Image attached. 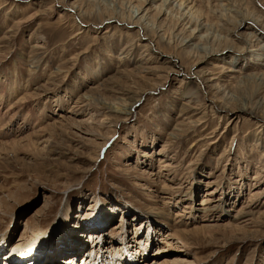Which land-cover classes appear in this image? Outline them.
Returning <instances> with one entry per match:
<instances>
[{
  "label": "rangeland",
  "instance_id": "obj_1",
  "mask_svg": "<svg viewBox=\"0 0 264 264\" xmlns=\"http://www.w3.org/2000/svg\"><path fill=\"white\" fill-rule=\"evenodd\" d=\"M161 1L140 29L138 0H0V264H264V120L207 88L264 115V27ZM222 1L264 25V0ZM121 93L129 115L99 105Z\"/></svg>",
  "mask_w": 264,
  "mask_h": 264
},
{
  "label": "bare ground",
  "instance_id": "obj_2",
  "mask_svg": "<svg viewBox=\"0 0 264 264\" xmlns=\"http://www.w3.org/2000/svg\"><path fill=\"white\" fill-rule=\"evenodd\" d=\"M6 1V0H5ZM153 1H156V0H138V2H139V4H138V7H139V10H137L136 12H133V11H131L130 13L132 14V16H127V21H125V23L126 24H128V22H130L131 24H128V25H134V26H140V29H148V28H150V29H154V27H153V25L152 24H150L149 23V21L147 22V17H146V11H147V9H146V7L147 6H149ZM170 1L171 0H163V1H161V5L159 6V11H161V8L162 7H164V6H167V5H169L170 4ZM176 0H174V2H175ZM181 2H183L182 0H180L179 2H177L176 4H174L173 2V4H174V7L176 8L175 10L178 12L179 10H181V7H182V3ZM218 2H220V4L218 5L219 6V8L218 9H216L217 11H216V13L218 14V18L220 19V20H222L223 21V19H225L224 20V22H226V24H228L227 22H228V19H232V18H234L233 17V15L235 16V17H238L239 18V21H236L235 20V18H234V21H236V23H234L233 22V24H235V26L233 27V30H238V29H240V28H242V27H244L245 25H249L250 23L252 24V25H254V26H256V28L258 29V28H262V27H264V25L262 24V18H261V16H258L256 13V15H249V14H247V12L245 13V14H243V13H241V12H237V11H235V10H233V8L231 7V6H229V5H227L226 3H224V1H222V0H218ZM222 2L224 3V4H222ZM226 2V1H225ZM71 5V4H70ZM171 5V4H170ZM232 5V4H231ZM86 6V5H85ZM64 8V7H63ZM70 10L72 11V12H75L76 13V7L74 6V5H71L70 7ZM186 9H187V6H186ZM166 10V9H165ZM165 10H163L164 12H166ZM185 9H182L181 11H184ZM193 10V7H190L189 9H188V11H187V13L186 12H184L183 14L181 13L179 16H180V18L181 17H183L185 14H186V17L188 18V21H190V22H193V20L195 21V22H193V23H195V25H196V23H198L197 21H198V16H197V12L196 11H192ZM80 12V11H79ZM164 12H163V14H164ZM214 12V11H213ZM244 12V11H243ZM116 13V12H115ZM254 13V12H253ZM124 14V13H123ZM216 14V15H217ZM80 15V14H79ZM82 15V14H81ZM80 15V16H81ZM87 15V14H86ZM111 15H112V13H111ZM111 15H109V17L107 18V21H112V20H118V22H119V19H117L116 18V16H111ZM115 15V14H114ZM120 15V14H119ZM80 16H78V17H80ZM89 16V15H88ZM123 17V16H122ZM186 17H183L184 19L186 18ZM217 17V16H216ZM124 18V17H123ZM124 20V19H123ZM101 21V20H100ZM200 21V20H199ZM120 22H123L124 23V21H120ZM182 22V21H181ZM202 23V22H201ZM200 22L198 23V25L197 26H195L196 28L195 29H198V28H200V31L202 30V29H204V26H206L205 24H204V26L201 24ZM189 24V23H188ZM231 25V24H230ZM203 26V27H202ZM205 29H206V27H205ZM204 29V30H205ZM233 30H232V32H233ZM160 32V31H159ZM209 33L207 30H205V33ZM194 33V31H192V33L191 34H193ZM197 33V32H196ZM206 33V34H207ZM157 34V33H156ZM162 35V34H161ZM204 36H205V34L203 35V36H200V37H198V39H200L201 40V38H203L204 40L205 39H207V35H206V37L204 38ZM209 36V35H208ZM196 37V36H195ZM193 37H190L187 41L185 40L184 42H189L190 41V39H192ZM246 38V37H245ZM247 38H249V37H247ZM8 39V38H7ZM212 39V38H211ZM9 40V39H8ZM249 41V40H248ZM208 42V41H207ZM206 44H208V43H206ZM189 45V44H188ZM205 45V44H204ZM226 48H228V47H225V49ZM197 49L198 50H201V51H203V50H206V52H204V53H202V55H203V59L202 60H199L196 64H194L193 65V67H192V70H194V69H196L197 67H198V65L199 64H202L203 62H204V59L205 58H207V57H209V56H211V55H213L215 52H216V50H209L208 51V49L206 48V47H204L203 45H200V46H198L197 47ZM210 49V48H209ZM224 49V50H225ZM197 50V51H198ZM228 50H230V49H228ZM240 50V49H239ZM200 53V52H199ZM170 58V60H169V64L171 65V66H177V64H176V59L174 58V57H169ZM121 64V63H120ZM121 66V65H120ZM192 66V65H191ZM34 68V67H33ZM178 68H179V66H178ZM169 69V68H168ZM174 69V68H173ZM191 70V69H190ZM143 71V70H142ZM145 71V70H144ZM123 72V71H122ZM147 72V71H146ZM229 72V71H228ZM191 74V73H190ZM192 75L200 82L201 81V83H209L210 82V79H206V78H204V76H202V75H200L199 74V72L198 71H194V72H192ZM243 83H245V82H243ZM212 84V83H211ZM241 85H243L242 83H241ZM238 87H240V86H238ZM191 88V87H190ZM208 89H211V90H215V93H217V94H219L220 95V100L224 103V104H229V106H230V104H232V105H234V107H236L235 109L236 110H238V111H247L248 113H250V115L251 116H258L261 120H264V115H260L261 113H259V109H260V107L262 106V102H256V103H254V106L252 107H250L249 105V103L246 101V100H244V99H242V100H233V95H229L228 93V91H226L225 90V88L223 87V86H220L219 84H217V85H215V86H209V87H207ZM124 91V90H123ZM199 91H197V90H192L189 94H188V96H190V97H194L196 100H198V99H201V98H199V93H198ZM119 93H120V91H119ZM209 93V92H208ZM118 94V93H117ZM212 94V93H211ZM120 96L118 97V98H115L114 99V101L113 102H115V103H108V102H101L99 105L101 106V108L102 109H105V110H107L108 111V113L109 114H123V115H129V112L133 109V106L135 105V103L137 102V98H135L134 96H132V97H130V99L127 101V97L129 96H127V93H121V94H119ZM89 96V95H88ZM217 97V96H216ZM219 99V98H218ZM191 100V99H190ZM192 100H194V99H192ZM89 101V100H88ZM201 101V100H200ZM90 103V102H89ZM189 104V103H188ZM9 112L11 111V109H9L8 110ZM264 114V113H263ZM190 123V122H189ZM261 127H262V125H260ZM180 129V128H179ZM175 133H170L169 134V137L171 138V137H175V135H174ZM264 149V148H263ZM263 156H264V153H263ZM147 237V236H146ZM92 238V237H91ZM147 241V240H146ZM104 242V241H103ZM107 242H109V243H111V241L110 240H108ZM149 242V241H148ZM147 243V242H146ZM146 243H145V240H144V244L145 245H143V246H147L146 245ZM64 245V244H63ZM111 248L113 247V245H111L110 246ZM117 247H119V245L117 246ZM65 248H66V253L69 251V252H73L72 254L70 253V255H69V257H68V259L67 258H65V261H67L66 263L67 264H70V259L71 260H75L76 261V264H79L81 261H82V259L84 258L83 256V258L81 257V251H78V250H72L71 249V247L68 245V246H65ZM112 249H114V251L115 250H118V248H116L115 246H114V248H112ZM72 250V251H71ZM90 254V253H89ZM94 255H95V257H94ZM94 255H93V257H89L88 256V258H87V260H88V262H86V264H103L104 262H108L109 264H135V260H133V261H128L126 258H123V257H120V255L118 254V256H116V255H114V258H111V259H107V257H106V255L105 254H101V253H94ZM98 256H100L99 257V259L98 260H96V257L98 258ZM93 258V259H92ZM64 259V258H63ZM101 260H104V261H101ZM63 262H64V260H63ZM178 262V261H177ZM80 264H82V262L80 263ZM84 264V263H83Z\"/></svg>",
  "mask_w": 264,
  "mask_h": 264
}]
</instances>
